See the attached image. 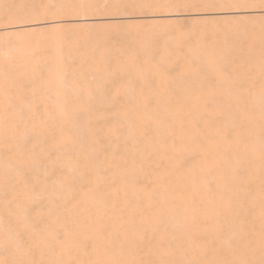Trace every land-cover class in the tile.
<instances>
[{
  "label": "rangeland",
  "instance_id": "obj_1",
  "mask_svg": "<svg viewBox=\"0 0 264 264\" xmlns=\"http://www.w3.org/2000/svg\"><path fill=\"white\" fill-rule=\"evenodd\" d=\"M263 7L0 0V264H264Z\"/></svg>",
  "mask_w": 264,
  "mask_h": 264
},
{
  "label": "bare ground",
  "instance_id": "obj_2",
  "mask_svg": "<svg viewBox=\"0 0 264 264\" xmlns=\"http://www.w3.org/2000/svg\"><path fill=\"white\" fill-rule=\"evenodd\" d=\"M146 1V0H145ZM149 1V0H148ZM152 3V2H151ZM141 4V3H140ZM154 4V3H153ZM139 5V4H138ZM155 5V4H154ZM123 7V6H122ZM126 8V7H125ZM139 8V7H138ZM141 8V7H140ZM264 8V7H263ZM119 10V9H118ZM129 10V9H128ZM141 9H139V11H140ZM146 10V9H145ZM145 10H143V13H144V11ZM264 10V9H263ZM139 11H138V13H139ZM171 11H173V10H171ZM122 12V11H121ZM149 12V11H148ZM120 13V12H119ZM132 13V12H131ZM146 13H147V11H146ZM123 14H125V13H123ZM127 14V13H126ZM140 14V13H139ZM132 16H133V14H132ZM149 16V15H148ZM261 143H263V142H261Z\"/></svg>",
  "mask_w": 264,
  "mask_h": 264
}]
</instances>
